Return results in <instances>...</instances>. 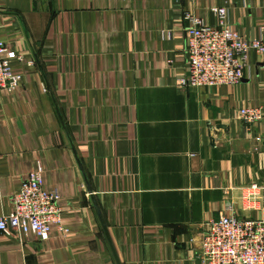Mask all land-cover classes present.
<instances>
[{
	"label": "crops",
	"instance_id": "obj_1",
	"mask_svg": "<svg viewBox=\"0 0 264 264\" xmlns=\"http://www.w3.org/2000/svg\"><path fill=\"white\" fill-rule=\"evenodd\" d=\"M226 5L264 42V0H0V39L20 59L0 94V215L42 165L66 236L0 235V264H204V224L264 218V53L242 81L180 87L184 9ZM256 184L257 189H251Z\"/></svg>",
	"mask_w": 264,
	"mask_h": 264
},
{
	"label": "built area",
	"instance_id": "obj_2",
	"mask_svg": "<svg viewBox=\"0 0 264 264\" xmlns=\"http://www.w3.org/2000/svg\"><path fill=\"white\" fill-rule=\"evenodd\" d=\"M215 24H208L190 10L182 11L186 49V73L177 78L180 87H216L235 85L242 81L250 52L264 53L260 36L243 37L228 18L226 5L211 6ZM20 59L13 49L0 39V94L14 93L22 75L12 69V61ZM238 117L246 124L264 118L260 106H243ZM42 165L38 162L21 181L19 191L12 197V210L0 215V235L18 237L33 234L40 240L50 236H66L68 229L61 219L56 188L43 183ZM251 189H257L252 184ZM199 258L204 264H264V218L240 219L220 212L208 220L200 242Z\"/></svg>",
	"mask_w": 264,
	"mask_h": 264
}]
</instances>
